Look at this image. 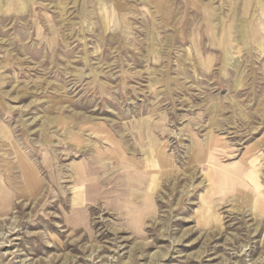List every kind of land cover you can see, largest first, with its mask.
<instances>
[{"label": "rangeland", "instance_id": "obj_1", "mask_svg": "<svg viewBox=\"0 0 264 264\" xmlns=\"http://www.w3.org/2000/svg\"><path fill=\"white\" fill-rule=\"evenodd\" d=\"M263 187L264 0H0V264H264Z\"/></svg>", "mask_w": 264, "mask_h": 264}, {"label": "bare ground", "instance_id": "obj_2", "mask_svg": "<svg viewBox=\"0 0 264 264\" xmlns=\"http://www.w3.org/2000/svg\"><path fill=\"white\" fill-rule=\"evenodd\" d=\"M219 148V147H218ZM251 152L252 150H246L241 159L245 162V164L249 167L248 168V172H247V180L250 181V184L252 185V187L254 188V190L259 193V188H260V185L258 183V180L256 178V175H255V172H254V162L256 161V158H253V156H251ZM23 177H24V180L27 182V183H30L31 185L33 184V177L30 176L28 173H24L23 174ZM80 178V177H79ZM264 188V187H263ZM78 189V188H76ZM80 190H82V186L79 187ZM264 195V194H263Z\"/></svg>", "mask_w": 264, "mask_h": 264}]
</instances>
